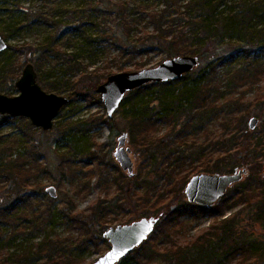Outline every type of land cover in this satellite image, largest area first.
Returning <instances> with one entry per match:
<instances>
[{"label":"trees","instance_id":"1","mask_svg":"<svg viewBox=\"0 0 264 264\" xmlns=\"http://www.w3.org/2000/svg\"><path fill=\"white\" fill-rule=\"evenodd\" d=\"M162 1L165 5L163 9H158L159 5L151 9V6L143 4L145 0H141L138 5L137 12L149 10L148 16L153 21L152 31L133 34L129 26L125 28V25H121L122 29L117 30L112 37L115 44L132 47L137 52L161 49L167 53L168 58L175 55H196L200 57V63L206 62L199 84L190 98L185 97L188 103L182 106L179 100L174 105V112L166 111L162 119L168 117L170 122L174 123L173 120L187 116L185 122L189 125V119L193 124L203 123L206 118L217 116L227 107L236 110L227 118L221 119L220 130L215 135L209 131L210 134L208 133L205 140L208 144H203L197 163L191 162L187 168L181 156L174 157L170 150L172 147L169 136L174 134L172 129L164 135H157L152 133L157 119H152L147 114L130 116L132 143L146 156L144 163L155 164L162 157L164 162L167 161L161 167L163 169L156 170V178L149 175L150 171L139 172L133 179L121 177L123 182H118V194L112 200H99L82 211L71 207L65 213L69 218L68 223L78 228L79 235L61 240L53 239L48 232L46 237L36 244V250L32 245L26 246L24 254L18 256L21 258V264H30L33 259L36 262L41 261L39 264H81L73 250L81 255L92 245H96V249L102 254L104 251L100 248L101 245L106 244L107 248H110V243L103 237L105 228L114 226L115 223H131L147 215L159 216L155 231L117 264H151L160 254L164 255L165 264H245L251 256L264 263V176L263 164L260 162L264 159V131L261 135H256L248 127L252 113L256 117L259 114L257 111L264 112V87L260 88V84L264 83V0ZM112 2L113 0H107L104 4L111 6ZM94 9L97 11L99 8L94 6ZM132 35H135L138 43ZM4 36L8 37V34ZM35 46V50L31 51L30 46L22 45L19 51L38 56L35 64L39 70L43 68L41 62L44 57L50 51L58 52L61 48L56 36L43 38ZM67 54L68 52H65V55ZM71 57L74 62L78 59L76 53ZM11 58L12 55H7L6 51L0 52V91L7 82H13L19 77ZM238 58L243 61L234 71L227 73L222 84L225 90H221L219 84H213L218 68L235 63ZM188 76L189 73L179 80L152 82L132 90L131 94H139L151 85L166 87L180 83ZM66 84L76 86V83L71 81ZM255 87L259 93L251 100L246 99L244 91ZM242 88L244 90L233 97L231 90L236 93ZM68 95V103L79 96L74 90ZM9 119L10 116L0 115V127ZM97 121L79 119L69 122L66 126L70 129L72 127L74 131L79 128L84 130L83 128ZM105 122L110 123L111 117ZM262 124L264 129V120ZM177 135L181 136L182 133ZM23 140L24 143L31 141L27 137ZM27 147L29 149L24 153L14 154L12 145L0 144V197L4 199L0 207V227L6 225L11 226L14 233L20 231L22 236L26 237V243L30 242L34 233L46 231L55 219L51 207L31 216L18 214L21 205L34 196V193L28 190L32 181H37L44 172L43 169L46 170L39 163L37 150L30 149L27 145L25 149ZM31 161L36 164H31ZM241 167L250 173L246 180L236 184L237 194L232 200L236 202L234 204L247 207V223L242 225L239 220L240 212L235 213L219 222L211 231L185 244L186 246H179V241L172 234L177 230L180 217L191 214L190 211L194 212V216L208 213L222 217L226 211V206L223 205L225 198L220 205L210 208L181 201L179 198L183 199L189 178L201 172L230 174ZM161 177H164V181L159 185ZM174 197L179 200L177 209H168L163 213V205L167 199ZM229 199L231 198H228V201ZM42 214H45L46 218L39 221ZM113 215L118 216L111 218ZM255 223L261 227V237L254 239L251 230ZM3 236L0 231V249H7L16 237ZM66 240L72 241V245H64ZM0 264L8 262L0 260Z\"/></svg>","mask_w":264,"mask_h":264},{"label":"rangeland","instance_id":"2","mask_svg":"<svg viewBox=\"0 0 264 264\" xmlns=\"http://www.w3.org/2000/svg\"><path fill=\"white\" fill-rule=\"evenodd\" d=\"M105 1L107 0H0V34L8 44L6 53L12 55L11 61L19 72L17 75L19 77L15 78L13 82H7L0 94L3 93L9 97L19 94L15 82L22 77L27 63L34 64L37 82L44 91L69 96L68 94L74 90L79 94L75 100L62 108L51 130L45 131L35 127L29 118L18 116H10V119L0 127V144L12 145L14 154L24 153L29 149V147L25 149V146H30V149L37 150L39 163L46 168V170L43 169L44 172L37 181H32L28 190L34 193V196L30 201L21 205L18 214L31 216L34 213L45 211L49 207L55 213V219L53 222L51 221L49 228L46 231L40 230L34 233L30 242L27 243L26 237L22 236L20 231L14 233L11 226L2 225L0 227L1 233L4 234L3 237H16L12 244L7 246V249H0V260L8 262V264H21L19 257L24 254L26 246L32 245L36 250V244L40 243L48 232L53 239L60 238L62 240L77 237L79 230L76 225L68 223L69 218L65 212H68L71 207L82 211L90 208L99 200H112L118 194L116 189L118 182H123L121 177L126 176L133 179L139 172L145 173V171H150L149 175L153 178L157 177L156 170H162L161 167L167 161L164 162L161 157L155 164L144 163L146 156L142 155L139 147L132 143L130 116L147 114L152 119H157V124L152 131L157 135H164L169 129H172L174 134L169 136L170 147H172L170 150L174 157L181 156L183 164L187 168L191 162L197 163L203 144H208V141L205 142L207 135L210 132L215 135L220 130L221 119L227 118L231 112L236 110L227 107L217 116H209L203 123L193 124V121L189 119L188 121L191 122L189 125H186L185 122L187 116L173 120L174 123L170 122L168 117L162 119L163 115L167 113L166 111L174 110V105L179 100H181L182 106L188 103L185 97L190 98L193 94L206 65L205 61H201L198 67L180 83L176 82L166 87L151 85L144 88L139 94H131L130 91L121 102L120 108L111 117V122H105L109 117L105 105L100 101V93H97L100 84L105 83L110 75L156 67L163 61L171 59L161 49L137 52L132 47L115 44L112 37L117 30L122 29L121 25H125V28L129 26L133 34H137L143 31H152L153 21L148 16L149 10L137 12L141 0H113L111 6L104 4ZM143 4L151 6V9L158 5V9L165 7L162 0H145ZM94 6L99 9L96 11ZM5 34H8V37H5ZM53 36L58 37L61 48L58 52L50 51L44 57L41 62L43 64L41 70L35 64L38 56L34 57L19 51L22 45L30 46L31 51L35 50V45L43 38H52ZM132 36L138 43L135 35ZM65 52L68 54L65 55ZM75 53L78 55V59L74 62L71 55H75ZM242 61L241 58H238L235 63L219 67L213 84H219L221 90H225L222 84H224L227 73L234 71ZM67 81L76 83V86L66 84ZM260 86L263 88L264 83ZM257 87L244 91L246 99L251 100L254 95L259 93L258 90H255ZM243 90L244 88L238 89L236 93L231 90V93L234 95L233 97H236ZM257 113H259L256 116L260 119L259 124L255 130H250L256 135H261L264 131L262 124L264 112L257 111ZM253 116L255 114L252 113L249 118ZM79 119L98 121L95 124H89L87 128H83L84 130L79 128L74 131L75 129L72 127L70 129L66 126L69 122ZM205 131L207 132L205 133ZM124 133L129 135L124 146L126 149H130L129 155L134 167L132 174L124 170L114 156L119 138ZM180 133H182L181 136L177 135ZM25 137L31 141L24 143ZM260 162L263 164L262 175L264 176V159ZM31 164L36 163L31 161ZM249 173L244 175L241 181L246 180ZM195 175L197 174H193L190 178ZM163 181L164 177L159 178V185ZM49 186L56 188L57 195L55 197L46 192ZM236 191L235 184L215 204L220 205L221 201L226 199L223 204L226 206V211L222 217L208 213L194 216L192 211H190L191 214L180 217L177 230L172 234L179 241L178 245L186 246L185 244L191 243L201 234L211 231L226 217H232L238 212H240V223L246 224L249 218L247 207L243 204H234L236 202L232 200L237 194ZM182 196L183 199L179 198L181 201L190 203L184 192ZM228 198L231 199L228 201ZM177 200L175 197L167 199L162 212L164 213L168 209L171 211L177 209L179 205V200ZM3 201L2 198L0 207H2ZM115 216L113 215L111 218ZM157 217L159 218V216ZM44 218L46 215L42 214L39 221ZM117 224L115 223V225ZM251 232L254 239L260 238V225L255 223ZM21 243L24 244L21 245ZM64 245L69 247L72 245V241L66 240ZM100 248L104 251L102 254L96 249V245H92L81 255L76 250H73V253L81 264H91L103 256L108 249L106 244L101 245ZM162 252L164 253V251ZM248 258L250 259L245 264H264L257 260V257ZM164 260V255L160 254L151 264H165ZM40 262L33 259L30 264H39ZM226 264H231V262Z\"/></svg>","mask_w":264,"mask_h":264},{"label":"water","instance_id":"3","mask_svg":"<svg viewBox=\"0 0 264 264\" xmlns=\"http://www.w3.org/2000/svg\"><path fill=\"white\" fill-rule=\"evenodd\" d=\"M7 48L8 44L0 34V52ZM199 64L200 57L196 55L174 56L156 67L110 75L105 83L98 86L97 93H100V101L105 105L106 113L110 118L120 108L121 102L130 91L152 82L179 80L183 75L192 72ZM15 86L19 90L18 95L9 97L3 93L0 94V114L26 117L35 127L45 131L51 130L58 114L63 107L67 106L69 97L44 91L37 82L35 66L31 63L26 64L22 77L15 82ZM258 124L259 119L253 116L249 120L248 127L255 130ZM128 137L129 135L124 133L119 138L114 156L120 166L132 174L134 167L129 155L130 149H126L124 146ZM247 173L246 168L235 169L230 174L201 172L190 178L184 194L188 202L210 208ZM46 192L53 197L57 195L54 186H49ZM158 221V217L147 216L131 223L117 224L106 228L103 237L110 243V248L91 264H117L148 239L155 231Z\"/></svg>","mask_w":264,"mask_h":264}]
</instances>
